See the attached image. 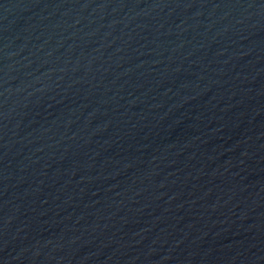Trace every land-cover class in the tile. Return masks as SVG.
Here are the masks:
<instances>
[{
  "label": "water",
  "instance_id": "obj_1",
  "mask_svg": "<svg viewBox=\"0 0 264 264\" xmlns=\"http://www.w3.org/2000/svg\"><path fill=\"white\" fill-rule=\"evenodd\" d=\"M0 264H264V0H0Z\"/></svg>",
  "mask_w": 264,
  "mask_h": 264
}]
</instances>
